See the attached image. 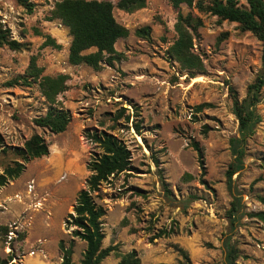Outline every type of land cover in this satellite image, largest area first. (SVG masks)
I'll use <instances>...</instances> for the list:
<instances>
[{"label": "rangeland", "instance_id": "rangeland-1", "mask_svg": "<svg viewBox=\"0 0 264 264\" xmlns=\"http://www.w3.org/2000/svg\"><path fill=\"white\" fill-rule=\"evenodd\" d=\"M29 1L32 11L18 0H0V21L13 38L29 43L20 51L0 47V174L21 159L16 149L35 133L46 139L50 153L28 161L19 177L0 188V264H16L20 258L26 264H64L61 240L72 244V261L81 264L87 244L72 235L67 219L79 191L88 187V164L103 152L87 136L96 130L115 135L131 156L130 170L111 175L92 193L107 210L104 247L115 245L118 253L137 249L142 264H175L181 248L193 264H222L223 241L231 237L240 249L239 264H264V219L256 215L264 211L259 198L264 196V87L256 108L261 121L244 142L232 190L228 184V170L237 163L231 138L241 136L233 93L246 97L260 73L262 41L239 23L196 9L204 25L194 33V52L204 70L191 77L169 52L178 18L170 0H147L134 12L111 0L129 35L116 43L120 58L97 71L69 62L70 29L52 18L58 0ZM181 11L190 9L184 5ZM144 26L151 27L150 34L137 35ZM47 35L60 46H45ZM33 56L45 74L70 77L59 95L72 112L62 133L35 123L49 107L37 84H8L26 73ZM194 143L202 148L204 163ZM31 179L36 189L29 196ZM234 196L240 211L232 221ZM45 197L44 209L30 207L33 199ZM25 218H31L30 225ZM33 249L36 254L30 256ZM118 253L103 264H119Z\"/></svg>", "mask_w": 264, "mask_h": 264}, {"label": "trees", "instance_id": "trees-1", "mask_svg": "<svg viewBox=\"0 0 264 264\" xmlns=\"http://www.w3.org/2000/svg\"><path fill=\"white\" fill-rule=\"evenodd\" d=\"M29 11L33 4L29 0H18ZM173 8L178 10V18L175 23L177 37L171 45L169 52L174 61L187 71L191 77H195L204 70V61L194 52V33L204 25L203 18L196 13H210L218 16L219 21L228 20L240 24L244 31L253 32L262 41V68L256 79L249 84L247 95L240 99L236 92L233 93L234 113L239 121L241 136L231 138V150L237 158V163H232L228 170V184L232 190V177L237 172L245 154L244 142L253 135L256 125L261 121L257 112V104L260 101V92L264 87V0H246L242 4L240 0H170ZM147 0H118L116 6L127 12H134L146 6ZM187 6L190 11L184 14L182 6ZM115 4L111 0H58L52 10V18H58L70 29L72 41L69 46V62L73 65L86 64L99 71L104 63L112 65L120 58L116 49L118 39L127 37L129 30L120 24L114 15ZM151 27L144 26L137 29L139 36L146 37L150 34ZM45 46L56 45L51 35H47ZM8 46L13 50L28 48L29 43L21 42L12 37L9 28L0 21V47ZM60 46V45H56ZM95 48L94 51L87 52ZM43 67L37 63V57L33 56L27 71L16 80L8 84H23L32 86L37 84L42 96L49 104L45 115L37 117L35 123L40 127H47L54 133H62L67 130L72 121V112L63 105L59 95L68 89L69 75L60 73L49 75L44 73ZM87 136L98 143L103 152L93 159L88 167L92 171L87 180V188L78 193L74 212L69 213L67 226L74 227L73 236L84 240L87 244L81 264H103L105 258L113 253H118L115 245L103 246L106 237L103 227V216L107 210L98 204L92 193L100 189L101 184L111 175L130 170V152L126 145L115 135L102 131H89ZM193 146L199 152L201 163H204V154L198 143ZM16 152L21 159L14 160L0 174V188L10 179L19 177L26 169V163L35 158L47 156L50 153V145L46 139L38 134H33L27 139L22 148ZM166 185V182L164 181ZM264 203V196L259 197ZM240 211V199L234 196L229 216L236 220ZM264 219V211L256 214ZM224 261L222 264H239L240 249L228 237L223 241ZM59 247L63 252V263L74 264L72 261V244L66 246L61 240ZM181 258L175 264H193L189 252L180 249ZM120 254L119 264H142L140 252L133 249ZM6 261L2 264H6ZM168 264V263H162Z\"/></svg>", "mask_w": 264, "mask_h": 264}, {"label": "built area", "instance_id": "built-area-1", "mask_svg": "<svg viewBox=\"0 0 264 264\" xmlns=\"http://www.w3.org/2000/svg\"><path fill=\"white\" fill-rule=\"evenodd\" d=\"M64 178H66V175H63L61 177V180L64 179ZM35 189H36V180L35 179H31L27 183V193H28V195L29 196L34 195ZM15 198H18L19 200H22V196L20 194H16ZM46 199H47L46 197L43 198V199H33L32 202L30 203V207H33L35 210H42V209H44V206H45L44 204L46 202ZM30 219L31 218H29V219L25 218L24 223L30 225L31 224ZM40 251L42 252V254H44L43 253V251H44L43 248H40ZM35 254H36V250H34V249L29 252L30 256H33ZM12 262L13 261H11L10 264H12ZM15 262H16V264H26L25 258H20L19 262L16 261V259H15Z\"/></svg>", "mask_w": 264, "mask_h": 264}]
</instances>
